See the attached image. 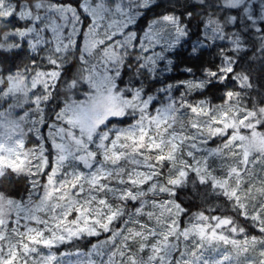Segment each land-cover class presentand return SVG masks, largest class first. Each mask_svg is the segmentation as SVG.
I'll list each match as a JSON object with an SVG mask.
<instances>
[{
	"label": "snow or ice",
	"instance_id": "1",
	"mask_svg": "<svg viewBox=\"0 0 264 264\" xmlns=\"http://www.w3.org/2000/svg\"><path fill=\"white\" fill-rule=\"evenodd\" d=\"M0 264H264V0H0Z\"/></svg>",
	"mask_w": 264,
	"mask_h": 264
},
{
	"label": "trees",
	"instance_id": "2",
	"mask_svg": "<svg viewBox=\"0 0 264 264\" xmlns=\"http://www.w3.org/2000/svg\"><path fill=\"white\" fill-rule=\"evenodd\" d=\"M5 35H7L5 33ZM23 188H24V185L23 184H17L13 187V189H11V191L13 192V194H16V193H22L23 192Z\"/></svg>",
	"mask_w": 264,
	"mask_h": 264
}]
</instances>
